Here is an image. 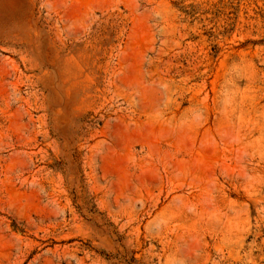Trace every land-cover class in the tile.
<instances>
[{"label": "rangeland", "instance_id": "obj_1", "mask_svg": "<svg viewBox=\"0 0 264 264\" xmlns=\"http://www.w3.org/2000/svg\"><path fill=\"white\" fill-rule=\"evenodd\" d=\"M0 264H264V0H0Z\"/></svg>", "mask_w": 264, "mask_h": 264}]
</instances>
